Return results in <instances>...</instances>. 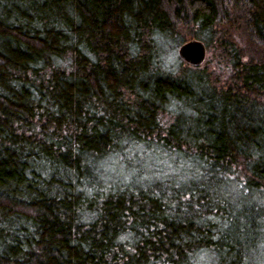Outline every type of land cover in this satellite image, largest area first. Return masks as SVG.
Instances as JSON below:
<instances>
[{
	"label": "trees",
	"instance_id": "16d2710c",
	"mask_svg": "<svg viewBox=\"0 0 264 264\" xmlns=\"http://www.w3.org/2000/svg\"><path fill=\"white\" fill-rule=\"evenodd\" d=\"M263 236L264 0H0V264H264Z\"/></svg>",
	"mask_w": 264,
	"mask_h": 264
},
{
	"label": "water",
	"instance_id": "95a60500",
	"mask_svg": "<svg viewBox=\"0 0 264 264\" xmlns=\"http://www.w3.org/2000/svg\"><path fill=\"white\" fill-rule=\"evenodd\" d=\"M206 54L205 45L195 40L183 44L178 50L180 59L191 66H201L206 59Z\"/></svg>",
	"mask_w": 264,
	"mask_h": 264
},
{
	"label": "rangeland",
	"instance_id": "374dc122",
	"mask_svg": "<svg viewBox=\"0 0 264 264\" xmlns=\"http://www.w3.org/2000/svg\"><path fill=\"white\" fill-rule=\"evenodd\" d=\"M206 51H207L206 59H205L204 63L201 65V69H204L205 68L204 66H206V64H207V70L209 71L211 69L216 68V59H215V55L213 53V50L210 52L206 48ZM261 243H262V246H264V240H262Z\"/></svg>",
	"mask_w": 264,
	"mask_h": 264
}]
</instances>
